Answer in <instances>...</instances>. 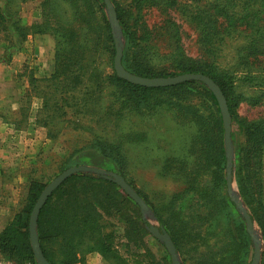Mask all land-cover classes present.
Returning <instances> with one entry per match:
<instances>
[{"label":"rangeland","instance_id":"1","mask_svg":"<svg viewBox=\"0 0 264 264\" xmlns=\"http://www.w3.org/2000/svg\"><path fill=\"white\" fill-rule=\"evenodd\" d=\"M31 1L34 2L32 4L28 2L23 8L25 25L32 22L36 16L35 0ZM172 1L174 5H170ZM213 1L110 0L115 13L117 7L123 13L127 30V35H125L119 25V30H114L112 33L113 41L117 39L122 50L121 64L124 59V64L129 69L133 71L141 69L147 75L159 77L176 71L178 57L204 61L207 58L204 52L205 44L208 41L206 37L204 38L205 27L204 23L199 21L198 14ZM57 11L58 15L65 20H72L73 15L67 7L59 6ZM103 13L110 26L105 6ZM99 18H101L100 14ZM91 33L90 35L87 33V38L90 39L92 36L94 44H98L99 47H94L93 64L89 66L90 61L86 62L84 80H87L85 87L88 88L79 94L73 93V98H68L66 108L61 100L60 104L64 110H59V112L60 114L65 112L69 117L60 116L56 120L55 129L54 126L50 127V133L54 134L55 140L61 143L57 148L58 152L55 153L56 160L59 161L37 165L32 171V179L46 187L56 177L72 167L85 166L103 170L122 177L147 206L148 212L144 216L139 206L120 187L106 179L104 180L114 184L118 190L111 186H95L89 192L109 204L117 203L120 197L124 196L123 214L131 221L136 223L138 212L141 219L150 220L153 226L165 232L156 220L155 210L156 212L162 211L171 223H174L173 214L180 213V216H175L176 219L181 218V220L189 221L190 224H196L201 212L205 213L209 209L205 205V195L203 197L201 195L204 183L211 179L209 171L202 169L203 161L206 153H208V160L216 154L217 135L213 125L212 101L201 91L203 89L199 84L194 85L187 92L160 96L148 93L135 96L127 91H120L112 84L103 83L104 80L113 76V63L111 65V55L106 53L105 39ZM86 40L85 38L82 42ZM242 43L241 39H233L221 46L222 66L232 62L236 49ZM94 44L91 43L92 46H95ZM3 46L4 43L0 37V54ZM112 57L114 60L115 52ZM40 60L44 62L43 58ZM38 73L40 74L36 67L33 70L26 68L18 74L16 82H10L9 79L4 82V75L0 74V116H3V110H12L11 108L26 110V112L40 110L39 93L43 89L39 86L42 84L27 82L33 75L38 78L40 76ZM96 78L100 82H94ZM96 85L102 88L98 91ZM82 87L83 85L78 89ZM241 92L246 98L262 95L261 103L257 106H250L247 102H243L237 110V116L247 122L264 121V90L259 92L253 88L243 87ZM10 96L13 100H9ZM143 97L144 101H142ZM38 118L43 117L40 114ZM23 124V121L20 122V127ZM243 137V131L239 133L237 129L233 130L230 151L231 195L228 194L226 187L224 145L225 186L222 192H219L218 197L224 198L225 196L233 208L231 206L220 208L217 212L220 219L211 225L208 224L209 219L205 226L209 239L207 248L205 244L202 248H206L207 254H214V258L221 264H251L255 246L259 249L257 264H264V157L261 158L253 153L257 150V138L245 144ZM99 140L108 145L106 152L111 155L110 161L102 160L103 158L95 150L90 149V144ZM242 149L250 150L251 156L253 155L252 159L245 163L247 170H245L246 175L243 176L245 178L243 182L250 193L243 195L238 186L237 176L238 168H240L238 157L242 155ZM69 158L67 164H63V161ZM209 164L211 163L208 161L205 166ZM196 170H198L197 177L194 176ZM82 174L94 175L92 173ZM75 186L79 188L82 185L75 184ZM191 189H194V192ZM19 198L17 189L16 199L19 200ZM232 199L240 203L242 209L250 217L255 211L257 217L252 221V237L247 234L245 221ZM235 215H237L236 220L233 219ZM115 218L105 217L108 224L118 226L120 223ZM224 220L230 228L234 227L233 222L236 225L239 221L242 222L249 242L246 248L238 241H236L235 249L232 245L226 247L231 240L229 236L223 244L221 243L218 226ZM147 233L149 234L148 229ZM146 238V247L151 255H155L156 258L167 256L171 262L169 254L160 242H155L150 237ZM228 253H231V256L226 255ZM176 255L179 262L183 264L180 254L176 252Z\"/></svg>","mask_w":264,"mask_h":264},{"label":"trees","instance_id":"2","mask_svg":"<svg viewBox=\"0 0 264 264\" xmlns=\"http://www.w3.org/2000/svg\"><path fill=\"white\" fill-rule=\"evenodd\" d=\"M24 1L0 0V37L4 43L0 54V65H8L11 62L12 56L22 49L28 36L50 34L53 37L56 44L54 73L49 80L41 82L42 85L39 86L43 91L39 93L41 108L38 115H42L43 124L49 127L54 126L55 129L56 120L60 116L69 117L65 112L61 114L59 112L64 110L63 106L66 108L68 105V98L72 99L73 93L79 94L88 88L85 87L87 80H84L86 62L90 61L89 66L93 64L94 47L98 44H94L92 36L88 39L87 33L90 35L93 32L105 39V50L111 55L112 65V55L115 52L112 31L104 18L102 0H41L40 19L31 25H25L19 16ZM170 5H174V2H170ZM59 6L67 7L73 15L72 20L67 21L58 15ZM198 15L199 21L204 23V38L206 37L208 41L204 50L207 58L204 61L178 57L176 71L159 77L147 75L141 69L136 71L129 69L125 66L124 59H122V67L129 74L142 78H172L184 74H200L209 78L218 86L226 100L231 118V141L233 130L236 129L239 133L243 131L245 144L257 138V150L253 153L262 158L264 157V121L247 122L237 116V110L243 102H247L250 106L261 103L262 95L246 98L241 89L246 87L259 92L264 90V0H214L200 10ZM116 16L123 33L127 35L124 16L118 7ZM85 38L87 40L82 42ZM233 39H241L243 43L236 49L232 62L222 66L221 46ZM97 79H94V82H100ZM29 82L37 81L31 77ZM103 83L112 84L120 91H127L135 96L148 93L160 96L187 92L194 85L199 84L203 89L201 91L212 101L213 125L217 135L216 154L208 160V153H206L202 166V169L209 171L211 178L209 182L204 183L201 195V197L205 195L208 211L201 212L202 215L198 216L196 224H190L189 221L181 220V218L176 219L175 216H180V213L173 214L174 223H171L162 211L154 210V215L160 228L162 227L170 237L183 264H221L214 258V254L206 253L209 234L205 226L209 219V225L220 219L217 214L220 208L225 206L233 208V205L225 196L218 197L225 186L224 130L222 116L213 94L199 82H187L165 88H143L119 79L114 68L113 76L104 80ZM82 85L83 87L78 89ZM95 87L98 91L102 88L100 85ZM81 95L84 94L81 93ZM61 100L64 103L63 106L60 104ZM144 100L143 97L142 101ZM48 134L56 138L50 131ZM107 147L106 142L102 140L90 144V149L95 150L103 158L102 160L110 161L111 155L106 152ZM241 152L242 155L238 157L240 168H238L237 176L238 186L243 195L250 193L243 182L245 180L243 176L246 175L245 170H247L245 163L250 161L253 155L251 156L250 150L242 149ZM69 160L70 158L63 161V164H67ZM208 161L211 164L205 166ZM195 173L194 176L197 177L198 170ZM75 184L82 186L77 188ZM28 185V192L20 210L0 233V257L13 264H36L30 245L29 218L45 185L35 180L29 181ZM95 186H111L118 190L114 184L104 180L103 176L75 175L56 189L42 207L38 215L36 232L41 252L48 264L82 263L83 258L93 251H100L117 264H126L112 246L118 238L112 229L108 230L110 224L106 222L107 216L116 217L119 223L124 224L126 229L122 237L127 243H132V246L138 249L145 246L146 237H150L147 233L150 224L141 219L138 212L136 223L123 214L124 196H121L117 203L103 202L101 198L89 192ZM191 190L194 192V189ZM204 209L206 210L205 206ZM236 217L237 215L233 219L236 220ZM255 217L257 216L254 211L251 216L252 221ZM233 226V228L227 226L225 220L219 224L218 233L221 243L223 244L229 236L231 240L226 247L232 245L235 249L236 241H238L246 248L249 242L242 222L239 221L238 225L233 222ZM203 244L206 248H202ZM230 254L226 255L231 256ZM152 264H171V262L167 256H162L160 262Z\"/></svg>","mask_w":264,"mask_h":264},{"label":"crops","instance_id":"3","mask_svg":"<svg viewBox=\"0 0 264 264\" xmlns=\"http://www.w3.org/2000/svg\"><path fill=\"white\" fill-rule=\"evenodd\" d=\"M28 2L32 4L34 1L25 0L22 3L19 14L22 22L24 21L23 8ZM40 2V0H35L36 16L28 25L39 21ZM55 51L56 44L50 34L28 36L22 49L12 56L11 62L8 65H0V74L4 75V82L8 79L10 82H16L21 71L26 68L33 70L35 67L40 72L38 78L33 75L37 82L49 80L54 73ZM41 58L44 62L40 60ZM29 81L30 78L27 82ZM11 97L9 100H13ZM11 109L3 110L4 114L0 116V233L20 210L28 192L29 181L33 180L32 171L34 168L37 165H46L50 161L58 162L55 153L58 152L57 148L61 145L59 141L48 134L50 127L43 124L38 118L40 110L26 112V110ZM22 121L24 124L20 127ZM17 189L20 196L19 200L16 199ZM147 222L151 225L150 220ZM111 229L118 238L112 246L126 264L160 262L161 257L156 258L155 255H151V252L147 250L146 243L145 246L138 249L132 246V243L125 241L122 237L126 229L123 223L114 227L109 225L108 230ZM149 236L153 241L158 242L150 234ZM77 264L117 263L100 251H93L83 258L82 263L78 262Z\"/></svg>","mask_w":264,"mask_h":264},{"label":"water","instance_id":"4","mask_svg":"<svg viewBox=\"0 0 264 264\" xmlns=\"http://www.w3.org/2000/svg\"><path fill=\"white\" fill-rule=\"evenodd\" d=\"M104 6L106 8V12L109 19L110 28L112 33L114 30H119V23L117 20V16L115 11L112 8V4L110 0H102ZM114 47H115V57L113 60V68L116 76L119 79H122L132 85H137L143 88H165V87H173L187 82H199L207 87V89L213 94L217 105L219 107L222 122H223V130H224V145L226 151V187L228 194L231 195V182H232V173H231V118L228 112V107L226 100L215 83L209 78L200 75V74H184L179 75L172 78H142L129 74L124 70L121 64L122 50L119 47V42L117 39H114ZM82 173H92L94 175L103 176L104 179L113 182L121 190L126 193L140 208L141 213L145 216L146 212H148L147 206L142 202L140 197L133 191V189L124 181V179L115 174H109L103 170L85 167V166H76L67 169L58 177H56L51 183H49L40 196L38 197L30 218H29V237H30V245L32 248V252L37 264H48L45 260L38 241V236L36 232L38 215L42 209V207L47 202L48 198L52 195V193L58 189L68 178L71 176L82 174ZM235 207L240 211L242 217L246 224L247 234L252 237L253 235V222L251 217L242 209L240 203L232 199ZM145 219V218H144ZM147 221V220H146ZM149 234L160 242L167 253L170 256L171 264H181L176 255L175 247L170 239V237L159 228L153 226L152 224L148 228ZM259 258V249L257 246L254 247L253 260L251 264H257Z\"/></svg>","mask_w":264,"mask_h":264},{"label":"built area","instance_id":"5","mask_svg":"<svg viewBox=\"0 0 264 264\" xmlns=\"http://www.w3.org/2000/svg\"><path fill=\"white\" fill-rule=\"evenodd\" d=\"M0 264H11V263L0 257Z\"/></svg>","mask_w":264,"mask_h":264}]
</instances>
